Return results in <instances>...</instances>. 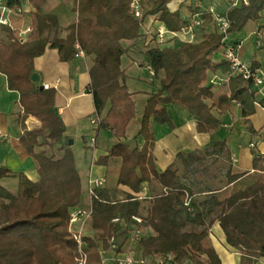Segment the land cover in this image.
<instances>
[{
	"label": "trees",
	"instance_id": "trees-1",
	"mask_svg": "<svg viewBox=\"0 0 264 264\" xmlns=\"http://www.w3.org/2000/svg\"><path fill=\"white\" fill-rule=\"evenodd\" d=\"M25 1L33 11L24 42H20L16 28L0 26L6 34V40H0V73L6 76L8 90L19 94V143L33 159L39 179L33 182L0 166V203L8 202L0 209V264H74L77 243L69 228L70 212L83 207L91 210L86 228L93 233V238H82L87 264H102L101 253L127 249L132 217L137 216L144 234L133 244V251L143 258L164 264H210L204 256V241L215 223L226 244L240 254L239 264H256L264 258V246L259 251L245 248L255 234L264 238V177L242 187L244 183L240 182L223 199L217 197L219 191L248 175L234 172L225 140L211 141L202 149L187 152V163L181 166L176 157L163 172L156 169L153 156L152 121L174 129L163 106H180L195 122L196 133L204 135L219 131V116L234 103L247 115L255 111L256 91L251 84L233 75L228 63L220 60L215 64L213 60L223 45V36L217 32L212 16L201 12L203 25L198 30L210 31L200 41L172 45L169 40L159 44L147 38L142 24L146 17L154 16L169 32H179L185 18L180 10H169L172 0H141V20L133 18L130 0H73L77 20L65 28L66 35L60 38L56 16L42 12L46 0ZM16 4L7 1L10 7ZM262 11L264 0H247V4L240 2L231 7L225 14L228 36L241 31L245 23H258ZM46 48L56 50L64 63L79 53L91 59L89 90L98 127L119 140L94 164L107 166L110 160L120 159L117 185L133 193L126 199H113L104 188L88 194V199L83 197L73 152L66 141L62 143L65 126L54 110L55 91L40 90L31 81L33 60ZM129 51L142 56L140 65L152 71V92L147 94L137 133L143 139L140 149L120 141L135 117L133 93L126 86L122 68V59ZM217 72L227 75L228 94L209 104L214 88L207 81ZM28 117L37 119L40 127L28 130ZM249 132L256 134L252 129ZM58 145L60 153L56 155L53 147ZM37 147L53 148L54 154L48 155L46 150L36 153ZM253 170L264 174L260 154L253 161ZM7 178L17 180L14 193L1 183ZM211 182L218 183L219 188L212 187ZM143 185L147 196L136 197ZM166 198L170 199L171 218L149 225L142 201L148 200L152 209H161ZM117 218L118 222H113ZM120 237L123 240L117 245ZM112 238L115 241L111 243ZM113 245L117 246L115 250Z\"/></svg>",
	"mask_w": 264,
	"mask_h": 264
},
{
	"label": "crops",
	"instance_id": "crops-1",
	"mask_svg": "<svg viewBox=\"0 0 264 264\" xmlns=\"http://www.w3.org/2000/svg\"><path fill=\"white\" fill-rule=\"evenodd\" d=\"M10 1V0H6ZM17 1L16 8L21 10L20 16L11 15L9 17L10 27L16 28L18 34L29 28L30 16L33 11L31 5L25 0ZM236 0H202L201 2H192L190 0H172L168 8L171 12L180 10L183 17H192L197 12L208 11L212 9L218 14L225 15L227 11L233 7ZM73 0H46L42 7V12L45 15H54L57 18L58 25L61 29L59 37L63 38L66 35L65 28L72 25L77 20V15L73 11ZM239 2L237 1L238 5ZM195 10V11H194ZM154 16H148L145 20V27L153 33L157 28L163 25L154 20ZM143 33L144 30L142 29ZM209 28L197 30L193 37L189 34H178V38L173 39L170 44L177 45L180 42H197L202 39L204 34H208ZM28 33L24 35V40ZM169 37V35H167ZM0 40H6V34L0 27ZM227 43L239 44L238 55L246 63L253 64L256 67L264 69V11L261 12V19L258 23L248 22L242 27L241 31L230 34L226 38ZM143 60L130 51L122 59V68L125 70V83L129 92L133 93L135 107L137 101L141 104L142 112L147 99V94L152 92L151 82L152 74L149 67L138 65ZM215 64L221 59L216 55L213 59ZM33 72L37 78V86L43 87L47 85L49 89L55 91L54 110L61 118L65 132L63 141L68 143L72 141L70 146L72 152L76 146L82 150L79 153V162L81 165L80 171L76 169L80 175L82 193H85L88 199V188L90 182L96 180H104L103 188L108 190L112 187L108 186L109 174H115L116 181L120 169V159H112L107 166L95 165L94 162L100 157L107 155V151L113 145L119 142L114 138L108 130H102L98 125L91 123V119L96 116L93 98L90 93V77L89 70L92 66L90 58L77 56L74 60L64 63L59 60L58 52L54 49L46 48L43 55L33 60ZM219 76H223L221 72H217ZM228 94L227 85L213 89V98L209 100V104L217 101L218 97ZM263 95L256 100L259 104L264 105ZM165 112L170 117L174 129L171 130L166 124H158L155 121L151 123L152 133L154 135L155 145L153 156L155 158L156 169L163 172L176 157L186 155L187 152L195 149H202L211 141L225 140L230 151L234 165V172H248V176H253V179L248 180L242 186H246L255 182L254 179L264 177L263 173L253 170V161L258 157L260 151H264V111L255 106V111L252 115H247L243 112V108L237 103H234L229 111L220 115L221 128L213 134H197L195 130V122L189 118L187 113L178 105L163 106ZM22 108L19 105V94L15 91L8 90L6 76L0 73V166L6 167L13 173H21L30 181L36 182L39 177L37 167L31 157L21 147L19 143L20 128L17 124V117L21 114ZM142 112H139L138 120L136 114L133 121L134 129L129 134L128 128L125 137L120 140L140 149L143 145V139L137 136ZM216 114V113H215ZM103 117V116H102ZM135 121V122H134ZM28 130L38 129L40 123L34 117H28L25 121ZM252 129L256 134L252 136L249 132ZM91 139L94 142L91 143ZM134 139V141H133ZM252 145V147H251ZM53 147L55 154L60 151ZM53 148L37 147L35 152L47 151V154H54ZM83 150L85 152H83ZM89 154V157L87 156ZM86 154V155H85ZM76 163V162H75ZM257 175V176H256ZM247 176L239 182L231 185L228 189H234L238 183L242 182ZM11 185V192L16 191L17 180L15 178H7L2 182ZM116 185V190L119 194L133 195L126 187ZM146 185H143L139 194L136 197L145 198L147 196ZM115 187V186H114ZM227 189H222L218 193ZM217 193V194H218ZM87 225H74L75 230H80L84 237L91 238ZM222 230L218 223H215L210 230L208 240L211 243L212 251L217 256L220 264H239L240 254L235 249L229 247L225 242ZM112 251L101 253L102 264L112 263ZM256 264H264V258H259Z\"/></svg>",
	"mask_w": 264,
	"mask_h": 264
},
{
	"label": "built area",
	"instance_id": "built-area-1",
	"mask_svg": "<svg viewBox=\"0 0 264 264\" xmlns=\"http://www.w3.org/2000/svg\"><path fill=\"white\" fill-rule=\"evenodd\" d=\"M237 1L243 2L247 4V0H236L233 6H236ZM141 0H130V9L132 12V16L134 19L141 20L143 19V9ZM214 21L217 32L223 36L222 43L223 45L219 49L220 59L229 64L230 70L233 75L240 76L242 79L249 82L253 89L256 91V97H261L264 91V69L260 67H256L253 64H249L241 60L238 55L239 44L237 43H227L226 38L228 36L229 22L226 18V15L218 14L212 9L207 11ZM21 10L16 7H10L7 5L6 0H0V26H10L9 17L11 15H19ZM185 22L180 27L179 32L173 33L169 32L165 29L164 26L157 28L155 32L148 30L145 27V20L142 24V29L144 30V34L147 38H154L155 42H159V44H163L169 40H173L178 38V34H189L190 37L194 36V33L201 28L203 25V19L201 17V13L197 12L192 17H184ZM155 20V18H154ZM30 31L29 28L25 29L22 34L19 35L20 42H24V35ZM169 35V37H167ZM192 43V41L188 42ZM83 56L82 53H79L78 56ZM150 73L152 74L151 69L149 68ZM227 81V75L219 76L217 73H213L209 75V80L207 81L209 85L213 88H217L222 86ZM43 89H49L47 85L43 86ZM255 106H259L264 111V105L259 104V100L255 101ZM99 118H92L91 123L94 125H98ZM91 143L94 142V139L90 140ZM252 147V145H251ZM260 156L264 159V151L259 152ZM105 181L104 180H96L90 182V186L88 188V194L90 195L93 191L103 188ZM91 218V210L88 207L76 208L70 212L69 219V228L73 233V239L77 243V251L74 257V264H87V249L86 244L83 241V234L80 230H75L74 225L84 226L87 221ZM134 224L131 226V231L129 233L130 243L127 249L121 251L120 253L112 254V263L113 264H151L154 259L143 258L140 255H137L135 251H133V244L144 234V230L139 228V225L142 223L140 217H132ZM113 222H118V218L114 219ZM111 243L115 240L112 238L110 240ZM113 250L117 248L116 245L112 246ZM155 264H164L163 261H156ZM167 264V263H165ZM188 264V263H185Z\"/></svg>",
	"mask_w": 264,
	"mask_h": 264
},
{
	"label": "rangeland",
	"instance_id": "rangeland-1",
	"mask_svg": "<svg viewBox=\"0 0 264 264\" xmlns=\"http://www.w3.org/2000/svg\"><path fill=\"white\" fill-rule=\"evenodd\" d=\"M139 64L140 63H138V65ZM141 107H142L141 104L137 101V106L135 107V112H134L136 114V118H137L136 120H138L139 112L140 111L142 112V108ZM134 124H133V121H132V123H130V126L128 128L129 134H131V132L133 131L134 126H135ZM134 143H135V141L132 142V146L134 145ZM83 152H85V151L83 150ZM79 153L81 155H83L82 154V150H79V148H77L75 146L73 148V155H74V160L76 162L75 164H77V165H80V162L78 160V158L80 157L79 156ZM87 156L89 157V154L88 153H87ZM178 162H179L178 164L180 166L182 164L187 163V157H186V155L180 156L178 158ZM81 168H82L81 165L79 167L77 166V169L78 170L83 171V170H81ZM253 176H248L247 175V177L240 183V185L243 184V183H245L248 180L253 179ZM109 177L110 178H108V180H107L108 183L107 184H108L109 187H112V189H110L111 197L113 199H121V200L126 199V197H127L126 195L119 194L118 191L116 190V185L115 184H117V181H116L115 174L110 173L109 174ZM210 184L214 188H219V184L216 183V182H211ZM5 186H6L7 189L12 190L11 185L9 183H7V184L5 183ZM81 188H82V186H81ZM236 188L232 189V191L235 190ZM230 191H231L230 189L224 190L221 193H218L217 194V197L221 200L224 197H226L227 195H229L228 193H230ZM82 195L86 199L85 193L84 194L82 193ZM169 202H170V199L169 198L163 199L162 200L163 208H161V209H152L151 206H150V204H149V201L148 200H143L142 201L141 205L143 207V210H145L144 211L145 214H143V215L146 218V220L148 221V224L149 225H152L154 223H158V222H161L163 220H167V219H170L171 218L172 214L170 213ZM7 203H8L7 201H2L0 203V209H2ZM89 236H91V238H93V233L90 232L89 233ZM122 240L123 239L120 237L118 239V241L116 242L117 245L118 244L120 245ZM263 246H264V238H263L262 234L258 233V234H255V236L253 237L252 241L248 245H246L245 248L247 250H251L252 249V250L259 251V250H261V248ZM204 249H205L204 256L209 259L210 264H218L217 263V260L215 259L214 252L212 251L213 249L211 247V243H210L209 240L204 241ZM156 261L158 262V260H155V261H152L151 264H155ZM110 264H113V263H110Z\"/></svg>",
	"mask_w": 264,
	"mask_h": 264
},
{
	"label": "water",
	"instance_id": "water-1",
	"mask_svg": "<svg viewBox=\"0 0 264 264\" xmlns=\"http://www.w3.org/2000/svg\"><path fill=\"white\" fill-rule=\"evenodd\" d=\"M31 81H32V82H34V83H37V78H36V76H35V75H31ZM39 89H40V90H42V89H43V87H40ZM71 143H72V141H71V140H69V141H68V143H67V144H68V146H71V145H72Z\"/></svg>",
	"mask_w": 264,
	"mask_h": 264
}]
</instances>
